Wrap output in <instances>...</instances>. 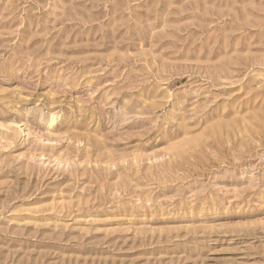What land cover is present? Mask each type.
<instances>
[{
    "label": "rangeland",
    "instance_id": "obj_1",
    "mask_svg": "<svg viewBox=\"0 0 264 264\" xmlns=\"http://www.w3.org/2000/svg\"><path fill=\"white\" fill-rule=\"evenodd\" d=\"M0 264H264V0H0Z\"/></svg>",
    "mask_w": 264,
    "mask_h": 264
}]
</instances>
